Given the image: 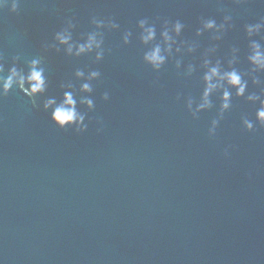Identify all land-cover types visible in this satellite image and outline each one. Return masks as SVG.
Segmentation results:
<instances>
[{
	"label": "water",
	"instance_id": "water-1",
	"mask_svg": "<svg viewBox=\"0 0 264 264\" xmlns=\"http://www.w3.org/2000/svg\"><path fill=\"white\" fill-rule=\"evenodd\" d=\"M226 13L235 27L218 56L238 44L246 71L242 27L264 16L258 0L239 7L230 0H21L18 14L0 12L6 66L17 55L44 54L42 46L70 17L74 39L91 30L93 15L120 24L119 32L105 33L100 65L45 55L48 95L58 98L59 83L77 67L101 71L87 132L56 128L50 113L18 91L0 99L4 264H264V128L247 133L240 124L255 109L233 97L232 111L209 138L216 108L194 120L184 105L199 97V73L184 79L174 61L154 73L136 38L141 18L157 22L158 33L160 21L179 19L182 38L191 40L200 18L219 23ZM127 30L133 38L124 47ZM200 46H209L207 34ZM189 62L197 60L185 57ZM249 91H258L251 81Z\"/></svg>",
	"mask_w": 264,
	"mask_h": 264
},
{
	"label": "clouds",
	"instance_id": "clouds-1",
	"mask_svg": "<svg viewBox=\"0 0 264 264\" xmlns=\"http://www.w3.org/2000/svg\"><path fill=\"white\" fill-rule=\"evenodd\" d=\"M230 3L239 7L247 5L249 0H230ZM258 3L264 5V0H258ZM20 5L21 0H0V12L7 10L9 14L16 15ZM90 25V31L74 39L77 22L75 17H70L53 34L51 41L42 46L44 54L26 60L17 55L7 66L0 56V99L14 90L18 91L32 102L33 107L50 113V120L56 128L74 129L77 134L87 132L89 113L96 109L94 83L101 79V71L77 67L71 79L59 83L62 96L58 98L48 95L50 81L45 55L54 52L72 60L87 57L96 65L102 64L106 55L105 33L119 32L120 24L114 19L93 15ZM234 27L231 14H224L219 23L213 18H200L194 38L188 40L182 38L186 25L179 19L174 22L169 19L160 21L159 33L157 22L148 18L138 19L135 25L136 38L144 49L142 62L154 73H159L172 61L175 70L184 79L199 73L202 85L199 97L184 98V105L194 120L216 108V117L211 120L207 132L209 138L215 137L221 121L232 111L233 97L244 100L255 109L254 118L241 116L242 129L253 133L257 126L264 128V79H261V74H264V16L242 27L246 41V71L239 68L241 48L238 44H233L224 55L218 56L220 43ZM206 34L209 46L201 51L200 40ZM132 38L131 30L124 31L120 37L121 45L127 47ZM185 57H194L197 62L185 64ZM249 81L258 91H249ZM39 98H43L42 103H37ZM180 99L181 96H177V100ZM214 99H218V106L214 104ZM101 100L107 103L109 92L105 91ZM224 156H229V149L224 150ZM0 264H4L3 259H0Z\"/></svg>",
	"mask_w": 264,
	"mask_h": 264
}]
</instances>
